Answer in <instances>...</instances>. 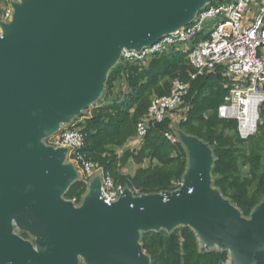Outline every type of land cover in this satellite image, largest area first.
<instances>
[{
  "label": "water",
  "instance_id": "water-1",
  "mask_svg": "<svg viewBox=\"0 0 264 264\" xmlns=\"http://www.w3.org/2000/svg\"><path fill=\"white\" fill-rule=\"evenodd\" d=\"M209 1L11 3V19L0 21V264H78V253L88 264H149L134 242L138 229L169 230L179 222L194 230L202 251L217 243L233 264H264V199L242 217L210 186L213 161L201 139L178 130L190 157L186 149L176 189L134 196L125 187L106 203L95 175L81 208L57 198L77 175L61 165L67 148L43 149L37 140L98 98L122 49H140L187 25ZM13 222L34 237L35 248L12 233Z\"/></svg>",
  "mask_w": 264,
  "mask_h": 264
},
{
  "label": "trees",
  "instance_id": "trees-1",
  "mask_svg": "<svg viewBox=\"0 0 264 264\" xmlns=\"http://www.w3.org/2000/svg\"><path fill=\"white\" fill-rule=\"evenodd\" d=\"M206 37L200 33L186 47ZM188 51L178 46L142 62L119 60L107 73L103 97L67 127L82 133L79 153L84 159L96 162L102 172H109L115 184L136 188L140 193L173 190L186 172V149L179 140L169 139L166 132L174 137L181 130L201 139L214 155L210 171L212 186L237 207L242 217L248 218L264 199V103L257 132L247 140L241 139L236 121L219 118L217 114V107L233 81L221 65L191 79L193 68L187 64ZM175 79L189 83L183 103L161 122L149 124L138 148H127L128 141L137 137L136 126L145 116L150 98L168 94ZM120 81L126 90L116 93L114 88ZM176 113L178 120L173 118ZM72 158L82 169L74 154ZM129 162L137 165L133 174L121 170ZM86 189L85 175L71 183L64 196L79 201ZM22 235L29 236L27 232ZM139 241L149 264H227L228 261L225 249L200 250L196 233L187 225L141 231Z\"/></svg>",
  "mask_w": 264,
  "mask_h": 264
},
{
  "label": "built area",
  "instance_id": "built-area-1",
  "mask_svg": "<svg viewBox=\"0 0 264 264\" xmlns=\"http://www.w3.org/2000/svg\"><path fill=\"white\" fill-rule=\"evenodd\" d=\"M256 2L231 0L206 5L187 25L163 35L158 41L140 49H122L119 60L142 62L181 46L189 49L187 64L193 68L191 79L221 65L233 85L217 107L218 117L235 120L239 137L247 140L257 132L260 108L264 103V0H259L258 9L253 12ZM12 12V5L2 10L0 21H9ZM200 33L208 37L187 48ZM188 89L189 83L175 79L168 94L153 95L145 116L137 123V137L146 134L149 124L161 122L171 111L178 110ZM165 135L175 141L169 132ZM51 144L70 149L87 176L93 178L94 173L100 172L101 197L106 203L114 202L121 196L125 187L115 184L109 172H102L96 162L84 159L79 153L83 145L79 129L67 127L59 130L51 138ZM128 188L134 196L141 194L136 188Z\"/></svg>",
  "mask_w": 264,
  "mask_h": 264
},
{
  "label": "rangeland",
  "instance_id": "rangeland-1",
  "mask_svg": "<svg viewBox=\"0 0 264 264\" xmlns=\"http://www.w3.org/2000/svg\"><path fill=\"white\" fill-rule=\"evenodd\" d=\"M15 0H0V13L2 12V10H4L5 8H8V7H10V5H11V3L12 2H14ZM228 1H231V0H211V1H209L206 5L207 6H213V5H216V4H219V3H227ZM258 4H259V0H257V2L255 3V5H254V10H253V12H255L257 9H258ZM211 23L213 24L214 23V21H211ZM119 61V60H118ZM117 61V62H118ZM116 62V63H117ZM111 69V68H110ZM109 72V71H108ZM105 88L103 87V89L101 90V92H100V94H99V96H98V98L97 99H95L90 105H92V104H94V103H96L97 101H98V99H100V98H102L103 97V93H105L106 91L104 90ZM114 90H115V92L116 93H118V92H124L126 89H125V84L123 83V82H118L117 84H116V86H115V88H114ZM105 91V92H104ZM85 110H83L82 112H84ZM81 112V113H82ZM80 115V113L79 114H77V115H75V116H73L71 119H70V121H67V122H59L58 123V128H57V131L58 130H61V129H65V127L67 128V126H69L72 122H74V120H76V118L78 117ZM173 118H177V120H178V114L176 113V114H174L173 115ZM174 119V124H176L177 123V121ZM55 134V132L54 133H51V134H49V135H44V136H40V137H38V142L42 145V148L44 149V148H47V147H49V146H52V144H51V138L53 137V135ZM174 138L176 139V141H180V142H182L183 143V145L186 147H184L185 149H187V151H188V155H189V157H190V149L188 148V145H187V143L184 141V140H182L181 138H180V136L178 135V132H176V135L174 136ZM205 145H206V148H207V150H208V153H209V158H210V160L211 161H213V159H214V155H213V152H212V148L209 146V145H207L206 143H205ZM134 145L132 144V143H129V144H127V148H130V149H132V148H135V147H133ZM67 148V147H66ZM122 151V149H118V152H121ZM68 164H71L76 170H75V175H76V173H77V175H76V177L72 180V183L74 182V181H76V180H79V179H81V178H83L86 174L84 173V172H82V170L78 167V165H77V162L76 161H74L73 160V158H72V151L70 150V149H67V151H66V155H65V158L62 160V162H61V165H68ZM133 164L134 163H132V162H129L127 165H126V167H125V172H126V174H130V173H132V170H133V168H134V166H133ZM93 175H101L100 174V172H96V173H94ZM86 177H87V189H86V192L82 195V197L80 198V200L79 201H75L74 199H71V200H69V199H67V198H65V196H64V194H65V190L63 191V192H61V193H59L58 195H57V198L58 199H62V200H66V201H71L73 204H74V206H75V208H81V207H83V205H84V203H85V196L87 195V193H88V186H89V183H90V180L92 179L90 176H87L86 175ZM71 184V183H70ZM210 186L213 188V186H212V181H211V183H210ZM12 225H13V227H12V233L13 234H16V235H19V236H21L22 238H24V239H26L34 248H35V241H34V237L33 236H31L28 232V234H29V236L28 237H23V235H22V232H26V231H23V230H21V229H19L18 227H16V225H15V223L13 222L12 223ZM181 225H184V223H182V222H179V223H177L176 225H174L172 228H170L169 230H171V229H173V228H175V227H178V226H181ZM160 229H166V228H164V227H162V228H160ZM141 231H142V229H138V232L139 233H141ZM134 242L135 243H137V244H139V245H141V243H140V241H139V239H134ZM219 248H221V247H219V245L217 244V243H214L213 245H211V247L210 248H208V249H219ZM225 249H228L227 247H225ZM77 262H78V264H88V263H86L85 261H84V256L81 254V253H78L77 254ZM227 264H233V262H232V258L230 257V256H228V261H227Z\"/></svg>",
  "mask_w": 264,
  "mask_h": 264
},
{
  "label": "crops",
  "instance_id": "crops-1",
  "mask_svg": "<svg viewBox=\"0 0 264 264\" xmlns=\"http://www.w3.org/2000/svg\"><path fill=\"white\" fill-rule=\"evenodd\" d=\"M129 143H132V144L134 145L133 147L138 148V147H139V144H140V138L135 137V138L129 140L127 144H129ZM126 146H127V145H126ZM146 162H147V161H146ZM132 163H133V162H132ZM133 166H134V168H133V170H132V173H130V174H133V173H134V170L137 168V165H136V164H133ZM125 167H126V166H124L121 170L123 171V173L126 174V172H125Z\"/></svg>",
  "mask_w": 264,
  "mask_h": 264
}]
</instances>
